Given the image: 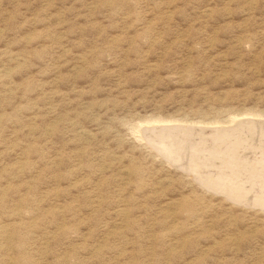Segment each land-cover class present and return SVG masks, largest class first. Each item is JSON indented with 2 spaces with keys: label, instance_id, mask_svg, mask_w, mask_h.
Wrapping results in <instances>:
<instances>
[{
  "label": "rangeland",
  "instance_id": "obj_1",
  "mask_svg": "<svg viewBox=\"0 0 264 264\" xmlns=\"http://www.w3.org/2000/svg\"><path fill=\"white\" fill-rule=\"evenodd\" d=\"M249 120L264 0H0V264H264V208L186 164L264 153Z\"/></svg>",
  "mask_w": 264,
  "mask_h": 264
},
{
  "label": "bare ground",
  "instance_id": "obj_2",
  "mask_svg": "<svg viewBox=\"0 0 264 264\" xmlns=\"http://www.w3.org/2000/svg\"><path fill=\"white\" fill-rule=\"evenodd\" d=\"M241 114H235L233 116H231L228 120H226L225 122L227 123H234V122H237L239 121V117ZM244 116V115H242ZM255 117L259 116L257 114H254ZM263 116V115H261ZM242 118V117H241ZM256 119V118H255ZM258 119V118H257ZM164 120V119H163ZM261 120V119H260ZM166 121V120H165ZM240 121H243V120H240ZM250 122L249 123H256V125L258 124H264V121H259V122H255V120H249ZM148 123V122H147ZM164 123V122H163ZM176 123V122H175ZM190 123V122H188ZM203 123V122H202ZM201 123V124H202ZM223 122H217V121H211V122H205V125H218V124H222ZM240 123H243V122H240ZM239 123V124H240ZM165 124V123H164ZM171 124V123H170ZM174 124V123H173ZM180 125H174L176 128H185V126L181 125V123L179 122ZM246 124V122H245ZM169 125V124H168ZM195 125V123H194ZM192 125V126H194ZM231 125V124H230ZM251 124L247 125L248 127L250 126ZM173 126V127H174ZM220 126V125H219ZM224 126V125H223ZM222 126V127H223ZM227 125L225 124V127ZM235 126H237L235 124ZM240 126V125H239ZM196 127V126H195ZM194 127V128H195ZM207 127V126H206ZM209 127V126H208ZM238 127V126H237ZM263 127V126H262ZM160 128V127H159ZM165 128H168L167 125ZM210 128V127H209ZM221 128V127H220ZM151 129H157V126H153V128ZM161 129V128H160ZM163 129V127H162ZM171 129V127H170ZM188 129H192V127H189ZM197 129V128H196ZM212 129V128H210ZM244 129V128H243ZM246 129V128H245ZM149 130V129H148ZM159 130V129H157ZM165 130V129H163ZM169 130V128L167 129ZM175 130V128H174ZM183 130V129H182ZM185 130V129H184ZM206 130V129H205ZM208 130V129H207ZM217 129L214 131V132H217ZM236 130V129H235ZM238 130V129H237ZM146 131V130H145ZM198 131V130H197ZM213 131V130H212ZM194 132H196L194 130ZM219 132L221 133V135L223 134V132H227V129L225 128H221V130H219ZM218 132V133H219ZM243 132V131H242ZM256 132V131H255ZM150 133V132H149ZM152 133V132H151ZM156 133V132H155ZM160 133V132H158ZM178 133V132H176ZM185 133V132H184ZM183 133V134H184ZM187 133V132H186ZM211 133V132H210ZM244 133V132H243ZM157 134V133H156ZM155 134V135H156ZM166 134V132H165ZM169 134V133H168ZM173 134V133H172ZM180 134V132H179ZM217 134V133H215ZM250 134V133H249ZM151 134H149L150 136ZM186 137L187 135L189 134H185ZM195 135V133H194ZM212 135V134H211ZM220 135V134H219ZM145 136V135H144ZM157 136V135H156ZM173 136V135H172ZM175 136V135H174ZM173 136V138H174ZM202 136V135H201ZM226 136V135H225ZM245 136V135H244ZM243 136V137H244ZM147 137V135H146ZM163 137V136H162ZM160 139V142L159 144L162 145V146H157V148L162 152L164 153V155L166 156V158L171 159L172 161L173 160H176L178 162V164L184 166L187 164V167H189L190 171L192 172L191 174L195 176V178L205 187L209 188V189H212L213 191H217V192H221L223 193L227 198L229 199H232L233 201L235 202H239V203H244L246 205H259L261 207L264 208V187H263V184L262 182L261 183H257L255 184L253 181H250L249 180V177L251 175L254 174V171H262L261 173H264V153L261 154V151H260V154L257 152L256 153V156L254 155H251L250 154V151H247L245 153H242V154H239V153H235L233 152L232 150L230 151L232 155L230 158H233V161L232 162H229V161H226L224 162V166L227 168H225L224 170H220L219 168H208L209 166L205 167V165H202V164H199L198 162L194 163V162H191V163H186V162H183L179 159V156L177 155H174L175 151H176V146L170 144V142H167L166 138H162ZM183 137V136H182ZM190 138V137H189ZM157 139V138H156ZM158 139V140H159ZM177 139V138H176ZM191 139V138H190ZM232 139V138H231ZM234 139V138H233ZM247 139V138H246ZM170 140V139H169ZM183 140V139H182ZM151 141V140H150ZM172 141V140H171ZM186 141V140H185ZM197 141V140H196ZM202 141V140H201ZM218 141V140H217ZM220 141V140H219ZM227 141V140H226ZM149 142V140H148ZM154 142V141H153ZM173 142V141H172ZM178 142H179V139H178ZM236 142V141H235ZM240 142V141H239ZM195 143V142H194ZM203 143V142H202ZM211 143V142H210ZM217 143V142H216ZM225 143V142H224ZM248 143V142H247ZM177 144V143H176ZM184 144V143H183ZM189 144V143H188ZM205 144V143H204ZM203 144V145H204ZM214 144V143H213ZM157 145V144H156ZM155 145V147H156ZM179 145V143H178ZM190 145V144H189ZM193 145V144H192ZM182 146V145H181ZM216 146V145H215ZM234 146V145H233ZM232 146V147H233ZM243 146V144L241 145V147ZM247 146V145H246ZM245 146V147H246ZM185 147V145L183 146ZM206 148V146H204ZM210 147V146H209ZM218 147V146H217ZM244 147V146H243ZM252 147V146H251ZM262 147V146H261ZM156 148V150H158ZM178 148V147H177ZM219 148H221V146H219ZM258 148V147H257ZM190 149V148H189ZM158 150V151H159ZM207 150V149H206ZM213 150H217L216 148H213ZM212 150V151H213ZM230 150V147L227 146L224 151L222 149H220V155L221 154H226L228 151ZM178 151V150H177ZM182 151V150H181ZM187 151V150H186ZM240 151V150H239ZM187 153V152H186ZM199 153V152H198ZM202 153V151H201ZM161 154V153H160ZM185 154V153H183ZM186 155V154H185ZM191 155V154H190ZM229 155V156H230ZM163 156V155H162ZM198 156V155H197ZM204 156V155H203ZM199 157V156H198ZM190 158V157H189ZM195 158V156H194ZM204 158V157H203ZM215 158V157H214ZM229 158V157H228ZM234 158H237L238 160H234ZM182 159V158H181ZM184 159V158H183ZM188 159V157H187ZM191 159V158H190ZM199 159V158H197ZM210 159V157H209ZM221 160V159H220ZM198 161V160H197ZM183 163H186V164H183ZM221 164V163H220ZM230 164V165H228ZM233 164H237L235 166V168H233ZM216 165V164H215ZM232 166V167H231ZM180 167V166H179ZM228 167L232 168V170L228 169ZM180 168H183V167H180ZM223 168V166H222ZM213 170V173L212 172H209ZM187 171V170H186ZM189 171V173H190ZM188 172V171H187ZM258 174V173H257ZM257 176V175H256ZM253 177V176H252ZM264 178V177H263ZM252 180V179H251ZM258 180V179H257ZM258 189V191H257ZM255 190L257 192H255ZM259 196V197H258Z\"/></svg>",
  "mask_w": 264,
  "mask_h": 264
}]
</instances>
